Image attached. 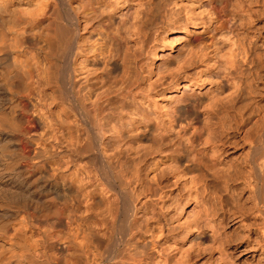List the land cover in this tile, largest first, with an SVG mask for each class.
Here are the masks:
<instances>
[{
  "label": "bare ground",
  "instance_id": "6f19581e",
  "mask_svg": "<svg viewBox=\"0 0 264 264\" xmlns=\"http://www.w3.org/2000/svg\"><path fill=\"white\" fill-rule=\"evenodd\" d=\"M127 2L134 3L136 22H130ZM208 2V17L223 37L233 30L231 16H240L245 28L248 15L257 13L254 0H237L233 13L231 0ZM257 2L264 10V0ZM160 3L151 2L156 8ZM142 5L144 0H0V264H151L164 240L173 244L174 264H264V84H252L260 69L250 72L251 83L243 81L249 53L244 50L242 59L244 51L237 50L251 45L240 44L238 27L228 32L236 42L226 32L239 44L226 50L237 57L225 53L240 65L221 54L239 78L225 99L209 83L191 86L197 70H190L194 80L189 71L178 72L161 96L145 110L132 109L118 126L107 106L88 104L92 98L82 93V75H97L101 64L109 69L115 40L129 52L132 44L149 47L158 34L157 23L150 29L152 17L141 15ZM248 21L255 28L256 20ZM132 24L135 32L127 37L122 30ZM185 25L172 42L184 33L185 47L209 52L215 30ZM142 76L138 63L129 88L132 105L142 98ZM44 91L60 120L49 110L35 115L36 105L46 106ZM61 124L67 140L56 137L48 150L41 129L61 131ZM113 136L135 152L112 154ZM247 252L256 256L245 262Z\"/></svg>",
  "mask_w": 264,
  "mask_h": 264
},
{
  "label": "rangeland",
  "instance_id": "374dc122",
  "mask_svg": "<svg viewBox=\"0 0 264 264\" xmlns=\"http://www.w3.org/2000/svg\"><path fill=\"white\" fill-rule=\"evenodd\" d=\"M152 1L153 0H144V5H142L143 9L141 8L142 9L141 10V15L142 16L146 15V17L144 16L145 20H146V18L150 19L151 17H152V20H151L152 23H153V20H155L154 25H152V23H150V27L151 28L148 27L149 26V24H148V26H147L148 31H149V28L150 29L155 28L156 23H157V26H156L157 28H155L153 30L154 31L158 30V34H157V32L155 33V36H154L155 40L153 38L154 41L152 40L153 42L152 41L150 42L149 47L141 48V46H137L135 44H132L131 48H130L131 50L129 52L128 51L125 52V50L120 45L116 46V45H118V44H115L116 41L118 40L116 38L117 40H115V42H114L115 46L113 48V53H112L111 58H110L111 65H110L109 69L108 70H104L102 68V64H101V69H100V71H99V73L97 75L94 74V73L86 72L81 77L82 81H84L83 84H82V93H85L86 95H88V97H91L93 99V100L92 99L89 100V98H88V104H90V105L94 104L95 105L97 103L98 105L107 106L109 111L112 112V114L114 115L113 118H112L113 123H115L118 126L122 125L124 122L127 121L126 120L127 117H129V115H131L130 113H131L132 109L134 110V109H137L138 107H140L141 110H145V108L148 106V103H149L148 101L149 100H153L154 98L161 96V90L163 89V87L164 88L168 87V85H170V83L173 81L174 77L179 75L178 72L181 73L183 71L184 72L185 71H189L188 73H190V78H189L190 80H191V78H193L192 80H194V76H195V80L191 82V86L192 87H196L198 84L207 85L209 83V84H211V86H213L217 90L219 89L217 91V93H218L217 95H219L221 97H222V95L223 96L226 95L228 97L229 93L230 94L233 93V92L232 93L231 92H229V93L227 92V91H229V90H227L228 86H231V84L235 83L232 80L236 79L235 80L236 83L239 82V78H238V76H236L238 74H237V72L235 70L237 68L234 69L235 73L231 72V71H233L234 65L232 64L233 67L229 68L230 67L229 64H231L232 62H234V64L238 63V64H236V66L238 67L240 65L239 63H241L240 61L238 62V58H242L243 56H244L243 58H245V53L246 52L249 53L247 55V59L249 61L246 60V58H245L244 60L246 62H248V63L245 62L244 64H246V65H244V66H247L249 64L247 67H249L250 69H248L249 73L247 72L248 70L244 69L246 73L243 75V79H244V77H246V79H248V80L245 79L243 81H246V83L247 82L249 83V81H250V83H251L253 78H254V75H253L254 72L257 73L256 71H258V69H260L258 71L257 76L255 74V78L254 79H256V80L253 81L252 84L254 82H256V81H257L258 85H263L264 84L263 83L264 82V62H263L264 61L263 60L264 59V56H263L264 55L263 54L264 53L263 52L264 51V44H263L264 43V34H263L264 33V25L263 26H258L261 23L264 24V16H263L264 14H262V15L261 14H257V13H259L260 9H261L260 13H263L264 10L262 9V5L260 7V3L257 2L258 0L257 1L254 0L253 3L255 5L254 4L252 5L253 10L255 9L254 12L257 11V13H255V16H253V18L256 21L253 18H249V19H252L253 21L256 22V23L254 22L253 23L254 25L252 24L251 26L255 27L253 29L254 30L256 29L257 31H254L252 28L250 29V25L248 26L247 23H249V21H248L249 20L248 17H250L249 15H248V17L246 19V14L244 13V17L246 19L244 22H247L246 25H245V28H244V26L242 27L240 25L241 24V22H240L241 20H239L240 16L236 17L233 14L232 15L235 16V17L231 16L232 19H230V23H231V28L233 29V30H230V31H232L231 33H235L237 27H238L237 33H235V34L238 35V33L240 31H242L243 33L240 32L241 34L239 33L238 37L235 34L229 35L228 32H230V31H228V32L226 31L227 34L232 39L235 36H236L237 39L241 38L240 40H242V41H240L238 39L240 41V44H241V42L245 41V42L242 43V46H244V45L248 46L249 44L251 45V49H250V48H242L241 46H239V44H237L236 46H239L240 50L235 46V43H233L232 41L231 42L234 45L230 44L231 42L228 40L229 37L227 38L226 32H224L225 33V37H223V35L221 36V32L219 33V32H217L215 30L214 20L212 19L213 20L212 21L211 18H209L210 16L208 17V14L211 15V13H210L211 12V8L209 7L210 5H209L208 0H161V3L159 4V6H157V8L154 7L151 4ZM231 2H232V4H231ZM231 2H230L231 5L229 4L228 9L233 13L234 12L233 9H235V8H233V6H235V4L237 3V0L236 1L235 0H231ZM126 6H127L126 7L127 9L129 7H131V6L134 9V10H132V8L128 9L129 11L131 10L130 12H128V10L126 9L127 10L126 13L128 12L130 22L133 23L132 20H135V22H136L137 21L136 20V15H134V12H136V10L134 8V3L133 2H127ZM151 7H153V8H151ZM255 7H257L258 9H256ZM206 8H208L209 11H207ZM231 8H232V10H231ZM153 9H156V10H153ZM142 11H143V13H142ZM256 14L257 15H261L260 16L261 19L259 17H256L257 16ZM192 19H194V20H192ZM208 20H211V21H208ZM187 21H190V22L187 23ZM195 21H197L199 24H197V22H195ZM205 23H208V24H205ZM230 23H229V27H230ZM185 24H187V25H189V24L190 25H198L200 27V28L198 27L199 29H203L204 28L203 31H205L206 27H207L206 28L207 30H210V29L211 30H215L216 36H218L216 38V41H218V43L215 41L214 45L211 46L212 48L210 47L212 50L213 49L214 50L212 51L209 48L208 49L209 52L206 51L208 54L205 53V51H201V48L199 50L196 48L197 51L194 48V49H191L192 50L191 51L190 47L189 48L185 47V45H186L185 42H184L185 38H183L184 37V33H180L179 35H181V37L177 38V40H175L174 43H173L172 39H171L172 35L174 33H176L177 31H182L183 29H185V26H186ZM118 25H119L120 28H122L121 27L122 26L121 23L118 24ZM130 26L128 28H130ZM257 26L261 27V28L263 27V30H261V28H258ZM116 28H118V26ZM120 28H118V29H120ZM231 28H229V29H231ZM127 30H128V32H126ZM127 30L125 28L122 31L124 33L128 34L129 36H127L126 34H123V32H121V31H120V33H122L123 35H125L127 37H130V35L132 36L134 34V32H135L133 24H132L131 29L130 30L127 29ZM245 31H246V33H245ZM247 32H248V34H247ZM244 33L247 34L248 39H245L246 35ZM250 34L253 37H251ZM253 34H255V35H253ZM241 35H243V36H241ZM248 35H250V36H248ZM254 36H255V38H254ZM220 37H222V38L220 39ZM242 37L243 38L245 37V38L242 39ZM231 38H229V39H231ZM252 38L254 40H256L255 41V46H254L255 48L254 47L252 48V46L254 45L253 44L254 40L253 41L251 40ZM129 39L131 40V38H129ZM234 39H233V41H234ZM246 40L247 41L249 40L250 43H249V41L247 42ZM236 41L237 40L235 39V42ZM239 41H238V43H239ZM251 42H252V44H251ZM246 43H248V44H246ZM256 43H258L259 45L256 44ZM230 46L231 47L232 46L236 47V49H238L237 51L241 52V54L243 53L244 50L246 52L244 51V55H240V53L238 52L241 57L236 58L237 57V53H233L235 49L232 47V49H234V50H229V51H231L230 55L231 56H233V55L235 56L236 55V57H234V58L230 57V55L226 54L227 52H229L226 49H228V48L231 49ZM215 48H219V50L215 49ZM260 48L261 49L263 48V50L260 51ZM187 49H189V50H187ZM252 49H253L254 52L251 51ZM193 51L196 52V53L194 52V54H193L194 57L190 56V53H189V52L193 53ZM199 51L207 54L208 56L206 57V55L201 53V52L198 53ZM225 51H227V52L225 53ZM212 52H214V53L212 54ZM250 53L251 54L252 53L253 54H258L256 56L255 55L254 56L255 57L258 56V58L260 60H262L263 68H262V66H261V68H258L259 65H257V64L260 63L261 61L258 58H255V57L252 56L255 59L254 60L251 57ZM259 53L260 54L262 53V55H260V57H259ZM179 54H180L181 57H178V60H177L176 57ZM221 54H224V55L226 54V57L229 56V58L227 57L228 58L227 61H229L230 58H233V60L234 59H237V60L233 61L231 59L232 62L228 63L226 61V59H225L226 57H224V55L221 57ZM261 56H262L263 59L261 58ZM190 57L193 58L192 61L195 59L193 61L194 63H191ZM208 57H210V58H208ZM249 58H252V59L250 60ZM99 59L102 62V56L99 57ZM242 59H239V60L242 61ZM256 59L259 62H257ZM224 60H225V62L228 63V65H227V63L223 62ZM119 61H121V63L123 62V65L125 67L124 70H122V68H120L121 65H119ZM211 61L214 62V63H212ZM251 61H253L252 63H253L254 66L252 65V63H250ZM254 62H255V64H254ZM138 63H139L140 69L143 71V76H142V79H141V84L143 86V91H142V98L132 105L130 103V97H132V92L129 91V88H131L132 84L135 83V80L137 79ZM218 63L221 66H219ZM212 64H214V65H212ZM190 65H192V67H190ZM260 65H261V63H260ZM255 66L256 67L258 66V67L254 68L255 70H252L253 67H255ZM247 67H244V68H247ZM193 69L195 71L196 70L197 71L195 72ZM229 69L230 70L232 69L230 71L231 73L229 72ZM190 70H192V75L195 72L199 76V72H200V76L198 77L196 74L194 76H192ZM250 72L253 73V74H251ZM261 72L263 74V77L261 76L262 74H260ZM229 75H233V76H229ZM228 76L231 77V78H229ZM251 77H253V78L250 79ZM198 78H201V80L206 78V80L204 79L205 82H203L200 79L197 80ZM258 78L260 79L259 81H258ZM229 79H230L231 82L228 81ZM209 80H211V81H209ZM199 81L201 83H198ZM196 82H197V85L195 86L194 84H196ZM236 83L234 84V87H231L232 88L231 91L233 89L236 90V87H235ZM246 83L244 82L245 85H246ZM257 83H255L253 85V87L257 86L256 85ZM164 84H165V86H162ZM252 84H251V86H252ZM226 85H227V87H225ZM247 86H250V85L247 84ZM222 88H223L224 92H223ZM235 90H233V91H235ZM158 91H159V93H158ZM167 91H168L167 93L170 95L171 91L170 90H167ZM226 93H228V94H226ZM49 94L51 95V93H49ZM50 95H48L47 91H44V93L42 94L43 97H42L41 101L43 103H45L46 106L36 105L35 106V115L38 116V117H43V112H45L46 110H49V111H47V114L49 115V113L51 111V117L54 119V121H56L57 119L60 120V118L56 115V110L54 109V106H55L54 105V101H53V98ZM253 95H255V94H253ZM219 96H217L216 100H218ZM106 97H107V99H106ZM185 97H189V96L187 95ZM102 98L106 99L105 102H103ZM223 99H225V96H224ZM221 101H222V98H221V100L218 101V103L221 102ZM215 102H217V101H215ZM62 117H63V115H61V118ZM64 127L65 126H63V124H61V131H55L51 126L44 127V129H41V131L43 133L42 136H43V139H44L43 144L46 146V148L48 150L52 149L53 141L55 140L56 137L60 138L62 142H66L67 139L64 136H65V134L66 135H69V134H68L67 130ZM90 133H91V131L87 132V135H90ZM110 136H111V134H110ZM109 145L111 146V153L112 154H116V153H119V152H122V151H123L122 155H125L126 153H134L135 152L134 150L130 149V144L129 143H127L126 141H119V139L117 137H114V136L109 139ZM245 196H247V195H245ZM245 196H244L243 199H245ZM240 229H242V228H240ZM162 242H164V243L166 242L167 244L168 243L169 244L167 245L165 243V245H163ZM162 242H160V244H159V246L161 245V247L158 246L159 249L157 247V249H156L157 251L154 250V252H152L153 254H151V256L153 258L156 257L157 259L156 258L155 259L152 258L153 261H151V264H156L154 262H157V261L161 262V263L166 261V262H169V264L170 263L174 264L172 262H175L176 259L174 258L175 251H174V248L172 247L173 246L172 242L167 241V240H164ZM171 244H172V246H171ZM168 246H171L172 248L169 247L170 250H168L167 249ZM158 250H160V251H158ZM157 252H159V253H157ZM252 254H253L252 252H247L246 254L241 256L242 260L247 262L249 260L254 259V257L256 255H254V254L252 255ZM158 255H159V259H158ZM162 256L165 257V258H163ZM162 258H163V260H162Z\"/></svg>",
  "mask_w": 264,
  "mask_h": 264
}]
</instances>
